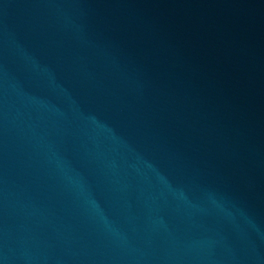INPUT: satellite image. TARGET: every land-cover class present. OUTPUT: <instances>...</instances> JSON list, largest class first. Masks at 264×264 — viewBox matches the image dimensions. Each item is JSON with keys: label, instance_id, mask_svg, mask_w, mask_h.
I'll return each mask as SVG.
<instances>
[{"label": "water", "instance_id": "obj_1", "mask_svg": "<svg viewBox=\"0 0 264 264\" xmlns=\"http://www.w3.org/2000/svg\"><path fill=\"white\" fill-rule=\"evenodd\" d=\"M0 264H264V0H0Z\"/></svg>", "mask_w": 264, "mask_h": 264}]
</instances>
